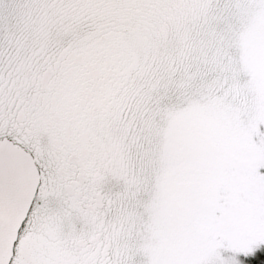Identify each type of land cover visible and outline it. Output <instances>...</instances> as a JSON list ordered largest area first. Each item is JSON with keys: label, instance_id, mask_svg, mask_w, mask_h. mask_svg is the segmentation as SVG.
<instances>
[{"label": "snow or ice", "instance_id": "snow-or-ice-1", "mask_svg": "<svg viewBox=\"0 0 264 264\" xmlns=\"http://www.w3.org/2000/svg\"><path fill=\"white\" fill-rule=\"evenodd\" d=\"M0 264H264V0H0Z\"/></svg>", "mask_w": 264, "mask_h": 264}]
</instances>
